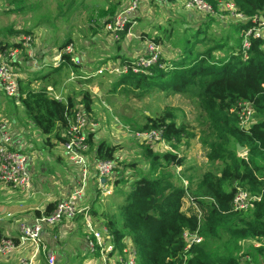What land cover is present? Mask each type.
<instances>
[{
    "label": "trees",
    "instance_id": "16d2710c",
    "mask_svg": "<svg viewBox=\"0 0 264 264\" xmlns=\"http://www.w3.org/2000/svg\"><path fill=\"white\" fill-rule=\"evenodd\" d=\"M179 1L181 0H167L172 5ZM203 1L211 5L213 13L199 12L203 17L195 32L183 42L178 39L171 42L173 48L177 47L176 56L179 60L176 56L173 60L170 59L171 56L164 52L157 63L143 71L132 72L130 68L134 63L133 58L120 55L119 66L126 65L127 72L119 74L105 90L113 92L117 86L125 85L124 89L132 86L135 89L159 86L173 92L193 89L200 98V106L213 131L206 157L211 163L221 162L219 169L206 170L193 190L188 178L190 182L184 187L182 178L173 182L171 176L163 171L155 174L159 166L164 170L167 167L182 166L181 155L170 151L153 153L145 146L143 156L150 160L149 171L144 173L136 170L128 175L133 180L127 182L123 174L124 168H135L137 163L121 162L118 166L116 145L104 139L94 142L93 134L86 131L87 153L90 152L91 160L116 161L113 162L116 167L113 169L117 173L114 176L112 170V184H107L113 191L116 188V194L121 198V203L117 204L113 212L103 210L98 213L92 207L88 209L95 221L106 228V233L112 237L116 246H121L125 237L131 239L137 264H242L240 257L244 255L248 257L245 264H264V245L256 248L251 246L245 253L239 252L241 241L264 237V38L251 34L247 37L248 47L243 48L241 45L242 37L248 30L264 27V0ZM227 2L232 3L234 12L243 17H233L235 20L232 24L219 27L227 29L217 32L213 28L210 32L212 34H207L204 41L201 38L203 42L194 48L192 44L199 41L198 32L202 27L220 24L221 16L231 15L222 6V3ZM7 33L20 37L31 33V30L11 26ZM117 33L114 42L118 48L119 43L125 39L126 28ZM144 35L148 34L139 33L141 39L148 38L164 47L172 37L171 34L166 35L167 43L164 44L159 36ZM69 43L74 42L67 38L61 43L59 50ZM13 48L20 52L24 49L19 42L9 43L0 39V53ZM221 53L223 54L220 55ZM63 66L71 68L73 72H78L81 67L69 55L63 54L59 64L40 75V80L56 82L53 74L63 69ZM35 71L33 76L18 78L19 86L20 83L29 86L31 81L37 80L39 75ZM78 96L77 102L70 96L64 102L52 97L45 87H40L36 90L19 89L17 99L27 118L41 133L47 135L45 142L48 144L54 139L63 145L67 139L69 121L78 108L82 107L87 114L92 112L91 93L82 89ZM242 101L249 102L258 117L248 129L239 126L237 110ZM138 130L160 132L167 144H177L193 137L186 126L177 123L169 112L147 117ZM236 144L243 147L244 156L237 154ZM118 184L127 187H116ZM237 187L258 193L259 200L254 201L245 211L235 210L232 199ZM187 193L195 210L182 209V201ZM97 196L98 192L95 197ZM95 200L96 198L92 199V203ZM55 203H46L40 212H36L37 215L41 212L49 214ZM185 231L196 233L201 240L192 242L187 248ZM4 237L6 236L0 233V239ZM11 239L17 242L16 238ZM212 241H219L220 245L210 248L208 245ZM220 249L221 252H218Z\"/></svg>",
    "mask_w": 264,
    "mask_h": 264
},
{
    "label": "rangeland",
    "instance_id": "374dc122",
    "mask_svg": "<svg viewBox=\"0 0 264 264\" xmlns=\"http://www.w3.org/2000/svg\"><path fill=\"white\" fill-rule=\"evenodd\" d=\"M3 4H0V9L3 7H7L13 1L11 0H1ZM0 1V2H1ZM18 2V0H15ZM131 0H45L43 3L44 15L46 16V12L50 10V7L53 5V10L55 11L56 15L59 16L56 19V22H53L52 25L47 23V25H43L42 28H54L52 27L57 26L59 29L63 31V27L61 26V22H64L65 25L70 24L67 27V31L72 33L74 39V51L70 55L74 58L75 51L83 50L84 46L90 42L94 46V50L90 51L91 57H94L91 60H94L92 64H88V68L90 70H94L99 67H106L109 70L119 68L120 59L116 58V48L115 45L110 44L109 40L114 41V34H112L107 28L104 26L105 22L108 18L112 19L115 13L120 11L126 4H128ZM183 1V0H181ZM167 4H161V6L165 7ZM157 6V5H156ZM180 4L177 7H179ZM224 8L232 13L234 9L228 4L222 3ZM143 7V6H142ZM175 6H173L174 8ZM169 8V7H168ZM0 39L2 41L6 40L10 43L15 39L8 38L10 34L7 33V29H9L11 25V15L5 14L0 10ZM155 11V8L152 10L151 13ZM172 13L176 16H183V13H176L175 8L172 10ZM158 12L154 13V16L157 15ZM152 16V18L154 17ZM47 17V16H46ZM48 19V18H42ZM221 19V20H220ZM220 24L213 23L212 26H204L198 32L199 41L196 43L190 42L189 45L195 48L200 46L199 43L203 42L207 34H209L213 28L215 31H221L222 29L227 28H219V27H227L228 24H232L235 20L231 15L226 16L223 15L220 18ZM139 23L142 24V28L144 30H150L151 34L153 33V27H156L158 23H155L151 26V23L147 24L146 21H141V17L138 18ZM16 21V19L14 20ZM152 20L151 22H153ZM145 23V25H144ZM61 26V27H60ZM24 29V26H20ZM19 27V28H20ZM65 27V26H64ZM131 29V38L129 40L123 39L120 43V49L123 51L122 54L130 56L131 58H135V53L129 55V52L136 51L137 49L141 48L139 44V39L133 37V34L136 35L139 32V27ZM165 25L157 27V30L164 32ZM195 27V26H194ZM29 30L35 28V25L28 27ZM147 28V29H146ZM138 29V32L136 31ZM169 29H171L172 38L170 37V47L168 46V50H172L171 42H174L176 39L182 42L189 37L192 33L195 32V28L186 27L183 28L181 20L173 19L169 25ZM56 30V28H55ZM150 34L149 31H147ZM30 34V33H29ZM118 34V33H117ZM212 34V33H210ZM153 35V34H152ZM203 35H205L203 37ZM145 37L148 35H144ZM31 40L30 41H23L25 42V46L23 51H19L16 55V60L13 64L12 71L16 75V77H26V76H33L34 68L33 65L35 63H45V64H52L53 58L57 57L56 53L53 52L58 49L62 40L57 39L55 41H45L42 42L38 40V36L32 35L28 36ZM89 37V39H87ZM166 35H163L162 41L164 44L167 42L165 41ZM203 38V41L200 39ZM108 40V41H106ZM50 44V51L49 54L53 58H47L44 62H40L39 57L37 55V51L41 50L42 48L46 47ZM175 45V43H173ZM104 46H111L109 47L108 53H101L100 47ZM40 48V49H39ZM182 52V47L180 48ZM59 52V51H58ZM177 47L176 50L172 51L171 58L177 55ZM101 53L100 55H98ZM221 53L220 55H222ZM174 55V56H173ZM218 54V56H220ZM31 56V57H30ZM96 56V57H95ZM76 59H79L76 63L80 64L81 57L75 56ZM178 57V56H176ZM90 57H88L89 59ZM179 60V57H178ZM177 61V60H175ZM44 65V64H43ZM93 65V66H92ZM116 67V68H114ZM50 70L49 67H43L35 71L37 75H39L37 80L31 81L29 86H26L24 83H20L19 89H28L33 88L34 90L39 89L40 87H45L49 92H53L56 87L62 84V89L65 90V96H72L74 102H77L79 99L78 92L82 89L88 90L92 95V112L89 114L88 117V126L86 128L87 133L93 134L94 142H97L101 139L106 140L110 144L116 145V158H118L117 165L120 166L121 162H136L137 166L135 168L125 167L124 168V175L126 177V181H132V173L136 170L141 172H148L150 166L149 158L143 156L144 147L148 146L153 153H162L164 151H170L172 153L181 155L183 157V164L182 166H172L167 169H162V166L157 167L155 170V174H160L162 171L169 174L173 182H177L180 178L184 180L191 181V189H195V184L201 177V175L208 169H219L221 162L211 163L208 161L206 155L208 152V144L212 141V133L213 131L210 128L209 121L207 119L206 114L203 112L200 106V98L193 89L186 88L181 92H173L172 90L162 89L159 86L154 88H146V89H135L133 86L129 89H124L125 86H117L116 90L113 92H106L105 89L108 88L111 83L118 77L119 73L122 72H109L103 71V73H97L92 79H84L87 80L85 83L76 82L78 79L70 80L71 73H69L70 68L63 66V71L55 72L53 76L56 82L52 81H44L40 80V75L47 73ZM57 73V75H56ZM54 83V84H53ZM19 84V83H18ZM101 92V93H99ZM165 112L171 113L172 117L175 121L179 124L186 126L188 131L193 135L190 139L182 140L177 144H170L168 142V148L163 147L159 141L155 140V137L152 136L151 138L148 135H143L138 130L139 127L143 125L147 117H156L157 115H162ZM258 117L255 113H253V118L251 122L256 121ZM0 121L8 122L9 127L11 128L12 133H32L38 136L34 138V144H32L33 149H38L40 152L39 157L35 160L33 165V169H39L40 166L44 167L45 175L48 178V182L43 180L41 183V188H44L47 192H50L52 175L56 176L58 174L60 177L62 175L63 169L61 166H65L62 164L59 159V148L61 143L58 142L57 145L54 146L53 149L49 148L46 141L47 135L40 133L38 134L33 126L32 123L28 122L25 111L21 106L17 97H6L0 93ZM33 125V124H32ZM52 138V136H50ZM54 140V139H53ZM44 141V142H43ZM30 145V144H29ZM53 146V145H52ZM44 154V156H43ZM88 160L89 165L91 164V155L89 153H85ZM237 154L240 156L245 155V151H237ZM49 156V160H45L44 157ZM65 158V161L68 160ZM116 163V161H113ZM68 163V162H67ZM71 163V162H70ZM52 164H54L52 166ZM71 166L74 169V173L79 174L80 168L77 165L71 163ZM115 167V166H114ZM53 168V169H52ZM116 168V167H115ZM114 168V169H115ZM78 169V171H77ZM113 169V174L117 173ZM42 174V171H38L36 176L38 177L39 174ZM35 174V172H34ZM78 176V175H77ZM189 180H188V179ZM76 179V178H75ZM91 179V178H90ZM66 179H64V182ZM189 181V182H190ZM48 183V184H46ZM107 183L112 184L110 179H108ZM189 184V183H188ZM87 193L85 190L84 204L91 203V187L92 182L91 180L88 183ZM121 188H126L127 186H123L122 184L116 186ZM31 193L38 192L37 190L31 188ZM29 191V192H30ZM24 192V191H22ZM30 193V194H31ZM46 200V195L43 194H36ZM62 199V198H61ZM60 199L51 200V202H58ZM96 202V203H95ZM93 202V208L96 209L98 213L99 211L109 210L110 212L114 211L117 204L121 203V198L118 197L116 194V188L109 196H101L97 198V200ZM55 203V204H56ZM191 208L195 210L193 204L191 205L189 199L185 198L182 201V209L187 210ZM201 240V238H200ZM220 245L219 241H212L209 242L210 248L218 247ZM241 253H245L247 249L251 247V243L249 240H243L239 243ZM222 249L217 250L221 252ZM238 252V254H239ZM92 259L91 256H86L82 261L76 260L74 261L75 264H83L86 260Z\"/></svg>",
    "mask_w": 264,
    "mask_h": 264
},
{
    "label": "built area",
    "instance_id": "2783aa9c",
    "mask_svg": "<svg viewBox=\"0 0 264 264\" xmlns=\"http://www.w3.org/2000/svg\"><path fill=\"white\" fill-rule=\"evenodd\" d=\"M150 2L161 5L167 2V0H131L113 17L110 23L106 24L107 30L116 37L117 31L125 30L126 28L125 39L129 40L131 38L130 36H132L130 33L131 29L136 24V15L139 12L140 5ZM178 4L184 9L195 10L202 14L213 13L211 5L203 0H183L178 2ZM228 4L234 9L232 3L228 2ZM230 14L232 17L239 19L243 17L241 14H236L235 12ZM251 34L254 37L264 38V27L259 26L258 28L248 30L241 40L243 48L248 47L247 37ZM28 36H31V34H22L14 42H19L24 48V43L31 40ZM133 37L142 40L144 43L140 49L133 51L135 58H133L134 63L130 68L132 72L143 71L144 68L157 63L159 56L164 52L169 57L172 55V50H168V44L164 47L163 44H157L148 38L141 39L137 33L136 35L133 34ZM73 47L72 43L64 46L57 54V57L53 59V65L57 66L59 64L63 54L70 56L74 51ZM18 52L19 50L17 48H13L4 53H0V88L6 97H17L19 93L18 77L12 71ZM70 59L74 62L78 61L75 54L74 58L70 56ZM43 64L46 65L45 63L34 62V70L40 69V67L44 66ZM127 69L126 65L112 70L106 67H99L95 70V74L103 73V71L126 73ZM75 77L77 76L72 72L70 78L73 79ZM54 98L62 100L57 94L54 95ZM238 105L237 115L239 126L243 129H248L253 118L254 110L247 101H242ZM88 117L89 114L82 107H79L74 113L73 118L69 121V126L66 131L67 139L63 144V155L69 162L80 168L78 177L74 180L68 195L60 199L49 214L41 212L29 222H19L17 242L15 243L10 237L1 238L0 255H11L15 248L31 245L32 250L30 255L20 257L18 264H33L41 250L45 255L47 264H55L53 252L47 250L43 244L41 236L42 229L44 227H52L63 220L71 221L76 216L81 215L87 253L93 257H97L100 264H137L135 258L136 252L131 239L125 237L122 240L121 246H116L112 241V237L106 233V228L101 223L95 221L88 207L80 206L90 175H93L96 181L97 197L100 198L101 196L110 195L113 192L111 186L107 184V181L112 174L114 163L110 160H96L90 161L91 164L89 165V160L85 154L88 150V144L86 143ZM139 133L148 135L150 138L154 136L156 141H159L163 147L168 148V144L161 137L160 132L143 131ZM28 160V156L14 146L13 138L7 131L6 122L0 121V183L8 185L14 190L29 192L32 188V182ZM182 184L184 187L188 185L187 181L183 178ZM186 198L189 199L192 205L193 202L189 197V193L186 194ZM259 198L260 195L258 193H251L237 187L233 195L232 207L238 211H245L254 201L259 200ZM184 237L188 242L187 248H189L192 242L197 243L200 241V237L196 233L185 231ZM249 242L254 248L263 246L264 237L253 238ZM247 259V255L240 257L242 264H245Z\"/></svg>",
    "mask_w": 264,
    "mask_h": 264
},
{
    "label": "crops",
    "instance_id": "0c3cea01",
    "mask_svg": "<svg viewBox=\"0 0 264 264\" xmlns=\"http://www.w3.org/2000/svg\"><path fill=\"white\" fill-rule=\"evenodd\" d=\"M11 1H13V3L8 5L7 7H3L0 10H2V12H4L5 14L11 15L10 17L11 22H12L11 25L15 29H22V27L20 26H24L23 27L24 30H27L29 29L28 27L35 25V28L31 29L30 34L32 35L33 33L34 37L38 36V40L42 42H45V41L52 42L57 39H61L62 42H64L67 38H69L70 40H72V42H74L72 33L67 31V27H69L70 24L65 25L64 22H61L63 31L54 25L52 26L54 28H50V29L45 28V27L44 29L42 28V26L47 25V23H50L52 25L53 22H56V19L59 15L58 14L56 15L55 11L53 10L54 5L50 7V10L45 13L47 16L46 17L44 15L45 8H43V3L45 2V0H18V2H16L15 0H11ZM60 1L61 0H58V2ZM0 4H3L2 1L0 2ZM165 4L167 5L163 7L160 4L153 3V2L142 3V5H140L139 12L136 15V24L134 25L135 26L134 28L139 27V33L143 32V33L148 34L147 31L150 32V30H148L147 28H146L147 30H144L143 29L144 27L142 28V24L139 23L138 18L141 17L140 22L141 21L145 22L146 21L145 19H147L148 20L147 24L151 23V26L155 23H158L156 27H153V29H156V30H153V33H152L153 35L151 34V32L148 35L159 36L160 38H163V35H168V34L172 35L171 29H169V25L173 19L179 18L181 20L183 28L185 29L186 27L197 28L199 21L203 17L199 14L198 11L184 9L182 6H179L176 8V6L179 5L178 2H176V4H173V5L172 3H169V2H165ZM173 6H175L174 7L175 12L183 13V16L180 17V16H176L175 14H173L172 13V10H174ZM154 8H155V11L151 13ZM155 12H158V14L154 16ZM117 13H115L114 16ZM152 16L154 17L152 18ZM42 18H48V19L46 20ZM110 18H108L107 21L105 22L104 24L105 27H106V23L109 22ZM15 19L16 21H14ZM152 20L154 21L151 22ZM162 25H165L164 32L160 31L159 33V30H157V27H160ZM136 31L138 32V29ZM8 38L16 39L17 37L14 35H9ZM87 39H89V37H87ZM109 42L110 44H112L111 42H113V45H115L116 54L119 55L118 57L116 55V58L120 59L119 58L120 55H124L122 54L123 51L120 49V47L118 48L116 47V43L114 41L109 40ZM143 43L144 42L142 40H139L140 45H143ZM50 44L51 43H49V45L44 47V49L42 48L41 50L37 51V55L35 56L39 57L40 62H44L47 58H50V57L52 59L55 56L54 53H56V55L59 53L58 51H60L59 50L60 46L58 47L56 51L53 52L54 56L53 55H52L53 57L50 56L49 54ZM168 45L170 47V44ZM109 47L111 46L100 47V48H103L101 49V53L105 51H106L105 53H108ZM91 50L92 51L94 50V46L92 43L88 42L84 46L83 50H78L77 52L75 51L76 53L75 56L81 57V60H80L81 67L78 69V72H73L70 68L69 73L73 72L74 75L77 76L73 79L69 78L70 80L73 81L75 79H78L76 82H79L82 84L87 81L84 79H87L89 77L88 78L89 80V79H92L93 76H95V70L97 68L94 69L93 71L88 68L89 67L88 64H92V62L94 61V60H91L94 58V57H91L90 55ZM173 50H176V48L172 47V51ZM133 51L134 50L132 49V51L129 52V55H132ZM101 53H99L98 55H100ZM88 57L90 58L88 59ZM43 67H49L51 70L52 67H56V66H54L52 63V64H46L40 68H43ZM61 70L63 71V69ZM53 76L55 75L53 74ZM0 93L3 95L1 88H0ZM48 93L52 97H54V95L57 94L62 98L61 101L66 102L67 95L66 96L64 95L66 92L64 88L62 89V84H60L58 88L56 87V89L53 92L48 91ZM27 120L28 122L33 124V125L31 124V126H33L36 132L40 134L41 131L37 128V126L33 122H31L28 118ZM6 124H7V131L13 138L14 146L21 152L25 153L29 158L28 167L31 172L32 188L38 191V192L31 193L32 191L31 189L30 192H22L19 190H14L10 188L8 185L0 183V233L6 237L17 238L18 223L19 222H29L32 218L37 216L36 212L37 211L40 212L45 207L46 203L51 202V200H56V199H61V198L63 199L64 197H66L72 187V184L75 178L78 177L77 176L78 174L74 173V169L71 166V163L69 161H67L68 163L65 161V158H64L65 156L63 155V146H60L58 157L59 159H61L60 162L65 165V166H61V169H63L62 175L61 177L58 174H56V176L52 175V180L51 182H49L51 183L50 185L51 187L50 189H48L50 192H47L44 188H41V183L43 182V180H46L48 182V178L45 175L44 167L40 166L39 169H33L35 160L40 155V152L38 151V149L32 148V144H34L35 142L34 138L37 137V140H39L38 136L32 133H28V131L27 133H12L11 128L8 125V122H6ZM57 144L58 142L51 139L48 143L49 145L48 147L53 149L54 146ZM44 159L47 161L50 159V157L46 156L44 157ZM53 165L54 164H52V166ZM38 171H42V174L40 173L37 177L36 173H38ZM64 179H66L65 182H64ZM90 180L92 182V187L90 191L91 197L92 199L96 198L97 200V198L99 197H95L96 181L93 175H90L88 177L86 186H88V183ZM85 190L87 193V187ZM36 194L46 195L47 198L46 200H44L43 198L36 196ZM84 195H85V192H84ZM92 199H91L90 204H84V198H82L80 202V206L93 208ZM41 236H42L43 244L46 246V249L53 252L54 258H55V264H75L74 261L76 260L82 261L86 256H91L89 253L86 252V238H85V232L83 228V221H82L81 215L76 216L71 221L63 220L52 227H44L42 229ZM31 250H32L31 245L19 246L15 248V250L13 251L11 255H0V264H18V259L23 256L24 257L29 256ZM91 257L92 259L90 260L87 259L86 262H84L83 264H100L97 257H93V256ZM33 264H47L45 255L42 253V250L39 252L38 257L36 258Z\"/></svg>",
    "mask_w": 264,
    "mask_h": 264
},
{
    "label": "water",
    "instance_id": "95a60500",
    "mask_svg": "<svg viewBox=\"0 0 264 264\" xmlns=\"http://www.w3.org/2000/svg\"><path fill=\"white\" fill-rule=\"evenodd\" d=\"M236 149H237V151H241V150H243V147H241L239 144H236Z\"/></svg>",
    "mask_w": 264,
    "mask_h": 264
}]
</instances>
